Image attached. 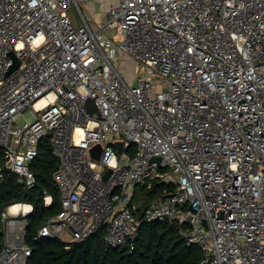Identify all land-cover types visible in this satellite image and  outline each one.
I'll use <instances>...</instances> for the list:
<instances>
[{"label": "built area", "instance_id": "obj_1", "mask_svg": "<svg viewBox=\"0 0 264 264\" xmlns=\"http://www.w3.org/2000/svg\"><path fill=\"white\" fill-rule=\"evenodd\" d=\"M86 2L0 0V181L8 169L34 188L46 137L60 161V209L35 238L105 226L132 251L141 224L173 222L199 264H264V0H118L95 26ZM118 52L140 66L132 82ZM165 176L174 191L140 208L135 187ZM25 205L0 211V264L27 263Z\"/></svg>", "mask_w": 264, "mask_h": 264}, {"label": "trees", "instance_id": "obj_2", "mask_svg": "<svg viewBox=\"0 0 264 264\" xmlns=\"http://www.w3.org/2000/svg\"><path fill=\"white\" fill-rule=\"evenodd\" d=\"M134 146L129 149L133 154ZM4 155L0 149V158ZM60 164L53 154L49 138L41 140L31 168L36 185L26 189L18 177L5 169L0 181V211L13 201L27 202L32 210L27 216L26 243L31 247L26 264H199L201 250L198 245H187L180 233V226L173 222H144L138 228L132 251L128 247H110L103 236L105 226L89 237L72 242L55 238H35L38 227L50 215L60 209V192L53 174ZM152 179L150 184L136 186L135 200L144 208L152 200L166 196L175 189V184ZM49 196L47 203L45 197ZM1 228V222H0ZM4 234L0 231V251Z\"/></svg>", "mask_w": 264, "mask_h": 264}, {"label": "rangeland", "instance_id": "obj_3", "mask_svg": "<svg viewBox=\"0 0 264 264\" xmlns=\"http://www.w3.org/2000/svg\"><path fill=\"white\" fill-rule=\"evenodd\" d=\"M117 3L118 0H87L84 7L86 9L85 12L87 14V17L89 16L93 26H95L96 24L103 21L107 7H109L110 5L115 6L117 5ZM107 33L113 35L115 33V30H107ZM114 38L116 39L117 37ZM112 61L118 72L126 77L129 82L133 81V77L135 76V74H139L140 66L137 67V63L135 62V60H133L129 55H123V53L118 52L116 58H113ZM142 73L144 75L149 74V76L154 77V75L150 74L149 70L146 68L142 69ZM156 78L159 77L156 76ZM23 116L28 120L32 119V116L29 114V112L24 113ZM137 192H139L138 189L135 195H137ZM135 195L133 198L134 201H136ZM141 200L142 199L139 198V202Z\"/></svg>", "mask_w": 264, "mask_h": 264}, {"label": "water", "instance_id": "obj_4", "mask_svg": "<svg viewBox=\"0 0 264 264\" xmlns=\"http://www.w3.org/2000/svg\"><path fill=\"white\" fill-rule=\"evenodd\" d=\"M17 62L11 67L12 68H15V66H17ZM85 105L87 107V109L89 110V112H97V109L93 103V100L90 99V98H87L86 101H85ZM111 145L114 146L117 150V152H121L122 151V142L121 141H114V142H111ZM90 152H91V155L94 159L98 160L99 157H100V152H101V145L100 144H97L95 146H93L91 149H90ZM152 160H160L159 157H153ZM111 173V169L108 168L105 173L103 174V179L105 180L109 174ZM160 182H164V183H173L174 182V179L170 176H165L163 178H161L159 180ZM19 183H22V180L19 179L18 180Z\"/></svg>", "mask_w": 264, "mask_h": 264}, {"label": "clouds", "instance_id": "obj_5", "mask_svg": "<svg viewBox=\"0 0 264 264\" xmlns=\"http://www.w3.org/2000/svg\"><path fill=\"white\" fill-rule=\"evenodd\" d=\"M109 156H111L110 153H109ZM106 163H108V164H109L110 166H112V167H115V157L112 156L111 159H106ZM12 211H13V212H16V211H17V208L14 207V208L12 209ZM23 211H24L25 213L30 212V211H31V206H23Z\"/></svg>", "mask_w": 264, "mask_h": 264}, {"label": "bare ground", "instance_id": "obj_6", "mask_svg": "<svg viewBox=\"0 0 264 264\" xmlns=\"http://www.w3.org/2000/svg\"><path fill=\"white\" fill-rule=\"evenodd\" d=\"M40 102H42V100H41ZM80 131H81V130H77V136H79V135H80ZM25 206H27V205H25ZM14 207H16V208H17V206H16V205H15Z\"/></svg>", "mask_w": 264, "mask_h": 264}, {"label": "crops", "instance_id": "obj_7", "mask_svg": "<svg viewBox=\"0 0 264 264\" xmlns=\"http://www.w3.org/2000/svg\"><path fill=\"white\" fill-rule=\"evenodd\" d=\"M108 8V7H107ZM107 10V9H106ZM98 23V22H97ZM93 25V24H92Z\"/></svg>", "mask_w": 264, "mask_h": 264}]
</instances>
